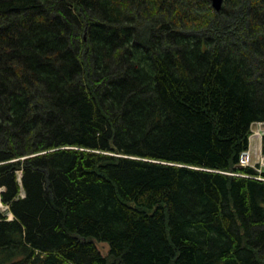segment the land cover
Wrapping results in <instances>:
<instances>
[{"label": "trees", "instance_id": "trees-1", "mask_svg": "<svg viewBox=\"0 0 264 264\" xmlns=\"http://www.w3.org/2000/svg\"><path fill=\"white\" fill-rule=\"evenodd\" d=\"M255 122L264 0H0V264H264Z\"/></svg>", "mask_w": 264, "mask_h": 264}, {"label": "rangeland", "instance_id": "rangeland-1", "mask_svg": "<svg viewBox=\"0 0 264 264\" xmlns=\"http://www.w3.org/2000/svg\"><path fill=\"white\" fill-rule=\"evenodd\" d=\"M256 129V126L254 125L253 127V130ZM264 130V126L263 127H260V131L258 132V134L254 137L253 134L255 135L254 131L252 132V136L250 138V147L249 149H251L252 151V164L253 165H257V163H254L256 161L259 160V157H258V154H261V149L263 148L264 146V136L262 137L261 133L263 132ZM257 137V138H256ZM263 139V140H262ZM259 168H261L259 166ZM263 170H264V166H262ZM1 197V195H0ZM0 209L1 210H6L7 209V206H5L1 199H0ZM10 218L13 217V215L11 213H8ZM99 248L101 249V251L104 253V254H107L108 251H109V246L108 244H106L105 242H100L99 244Z\"/></svg>", "mask_w": 264, "mask_h": 264}, {"label": "water", "instance_id": "water-1", "mask_svg": "<svg viewBox=\"0 0 264 264\" xmlns=\"http://www.w3.org/2000/svg\"><path fill=\"white\" fill-rule=\"evenodd\" d=\"M211 1L216 11H219L222 8L223 3H224V0H211ZM244 154L246 155L247 153L245 152Z\"/></svg>", "mask_w": 264, "mask_h": 264}, {"label": "bare ground", "instance_id": "bare-ground-1", "mask_svg": "<svg viewBox=\"0 0 264 264\" xmlns=\"http://www.w3.org/2000/svg\"><path fill=\"white\" fill-rule=\"evenodd\" d=\"M252 125H253V124H252ZM252 128H253V127H252ZM252 128H251V129H252ZM252 132H253V131H252ZM257 134H258V133H255V135L253 134V136L255 137ZM251 135H252V134H251ZM256 138H257V137H256ZM0 199H1V197H0ZM12 218H13V217H12ZM12 218H11V219H12Z\"/></svg>", "mask_w": 264, "mask_h": 264}, {"label": "built area", "instance_id": "built-area-1", "mask_svg": "<svg viewBox=\"0 0 264 264\" xmlns=\"http://www.w3.org/2000/svg\"><path fill=\"white\" fill-rule=\"evenodd\" d=\"M264 160V159H263Z\"/></svg>", "mask_w": 264, "mask_h": 264}]
</instances>
